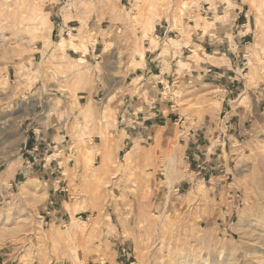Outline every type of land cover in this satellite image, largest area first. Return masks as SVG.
Instances as JSON below:
<instances>
[{
	"label": "rangeland",
	"instance_id": "374dc122",
	"mask_svg": "<svg viewBox=\"0 0 264 264\" xmlns=\"http://www.w3.org/2000/svg\"><path fill=\"white\" fill-rule=\"evenodd\" d=\"M221 1L227 7L211 19L207 6L216 9V0H0V263H102L109 232L127 226L141 264H264V109L255 95L241 98L240 127H230L220 122L229 109L223 92L189 81L182 66L162 89L173 103L168 126L152 137L130 121L128 133L114 131L119 109L154 104L157 79L139 80L135 70L156 40L163 48L174 38L167 56L177 57L212 32L211 21L221 23L225 46L249 32L248 58L226 52L245 87L260 90L264 0ZM237 5L249 20L243 29ZM198 46L191 61L200 62ZM94 49L92 62L85 55ZM118 79L125 99L115 92ZM93 89V105L80 104ZM30 104L36 113L25 118L20 110ZM33 118L54 129L66 124L75 138L78 173L64 203L70 223L49 221L48 185L26 168Z\"/></svg>",
	"mask_w": 264,
	"mask_h": 264
},
{
	"label": "crops",
	"instance_id": "0c3cea01",
	"mask_svg": "<svg viewBox=\"0 0 264 264\" xmlns=\"http://www.w3.org/2000/svg\"><path fill=\"white\" fill-rule=\"evenodd\" d=\"M220 1L221 0H216V9L211 7V3L207 6V14H212L209 16L211 19L215 17V14L219 11L221 6L227 7L226 3ZM233 3L232 1V4ZM234 11L237 14L235 20H238V22L246 20L242 24H239L243 29L245 25L249 23L246 17L247 15L243 13L239 5L234 7ZM211 23H215L214 27L210 30L212 32H205L204 35L199 34L197 43L193 42V44L190 45H183L182 55L180 54L177 57L167 56L169 53V46L176 45L174 38H167L163 46L168 44V47L163 48L160 47L159 41L156 40L157 43L153 45V49L146 52L144 65L137 67L135 70V73H137L136 78H139V80L147 76H155L157 79L156 89L154 90L156 93L154 104L151 105L142 99L140 100L142 107L137 112L130 108V106H127L123 110L119 109L118 113L120 116L117 122V128L114 129L116 135L119 133L120 129H122L121 131H124L125 134L126 132L128 133V122L125 123V121H130L131 126L140 129V132H142L143 129H146V132L149 131L151 136L145 134L147 137H152V133L155 132L156 134L158 130H163L162 128H165L166 125L168 126L170 117L172 116L169 115V110L170 107H173V103L171 101L172 99L162 96L164 94L162 89H166L165 82L171 83L179 77L180 74L178 70L182 66H184L183 73L189 81L193 82V80H195L198 81L197 83H202V85L213 90H220L223 92L224 96L222 102L226 101L229 105L227 114L220 120L223 124L226 123V125L230 127L238 125L236 122L237 116H243V112L239 111V107L243 105L240 103V100L246 99L247 95L250 97L255 95L258 101L263 104L264 109V80H260L257 83L260 90L254 87H245L246 85L242 82L243 79L238 71L240 69V64L237 63L236 60H233L231 56H228L226 52L228 50H233V52L238 50V56L242 55L243 59L248 58L250 56L248 46L251 42L247 41L245 36H247L249 32L241 35L242 40H240V38H235V36H238L237 34L234 36L233 40L228 37L227 41H229V45L225 46L223 44L224 39L218 37V32L222 31L220 28L221 23L217 20L211 21ZM170 32L169 30L167 31V33ZM157 37L163 40L165 36L160 34L157 35ZM195 45H201L200 48H202L198 54L200 62L191 61V57L197 53V49L191 48ZM208 47L210 51L207 50ZM188 50L191 51V54L186 55V51ZM96 52L97 49L90 51L85 55V58L87 60H92V62L95 61L94 56H98ZM187 64H189L191 68L195 66L193 71L189 72V70H187ZM191 76H195V78L190 79ZM121 81L122 80L118 79L119 85L115 92L118 95L124 93L123 99H125L126 91L123 92V90H121L123 87ZM239 84L242 86L240 87ZM99 92L100 91L97 92L93 89L87 96L80 95V104H85L86 106L90 104L93 105ZM133 100L135 101V99ZM33 106L34 104H30L26 109L21 108V115H24L25 118H28V114L30 117H33L34 113H36L34 112ZM38 106V103H35V111L38 109ZM249 116L250 111H248L247 118H249ZM162 123L165 125H162ZM65 125L66 124H64L61 129H54L51 126H41L40 121L33 118L28 124L27 137L25 139V143L28 145L27 151L29 153V159L24 160L25 163H29L26 168L29 169V173H34L39 180H43L48 185V195L50 196H48L50 198L49 204L53 207L50 210L51 212L48 213L51 216L49 221L59 225L65 222H71L70 217L67 216V212L64 211V203L67 201L66 197L70 196L69 181L74 177V174H76L75 172H77L75 159L76 149L73 145L75 138L73 134L67 130ZM160 135L163 136V134ZM230 136L232 137V134ZM126 138L127 137H125V139ZM220 139H222V136L217 138L218 141ZM218 149L220 151L223 150L221 147H218ZM25 175L26 174H24V176ZM109 233L113 234L109 236L110 251L106 252V259H104L102 263L93 264H141L136 256V247L132 242L133 240L127 236L128 233H131L127 226L123 227V229L122 227L115 226ZM15 261L16 258L12 259L8 257L4 258L0 264H19Z\"/></svg>",
	"mask_w": 264,
	"mask_h": 264
},
{
	"label": "bare ground",
	"instance_id": "6f19581e",
	"mask_svg": "<svg viewBox=\"0 0 264 264\" xmlns=\"http://www.w3.org/2000/svg\"><path fill=\"white\" fill-rule=\"evenodd\" d=\"M161 5V4H160ZM167 5V4H166ZM184 7H187V4H185L184 5ZM156 14L155 15H158L157 14V12H155ZM152 22H153V18L151 17V18H149L147 21H146V23H145V28L144 29H146L147 28V30H149L148 29V26H151V24H152ZM40 25L41 26H43V27H46L47 26V22H40ZM147 30L145 31V34H146V32H147ZM145 36H147V35H145ZM137 52H138V54L140 53V55H143L144 53H143V51H141L140 49L139 50H136ZM142 57H144V56H142ZM79 62V61H78ZM77 63V62H76ZM74 65V64H73ZM77 66V65H76ZM75 66V67H76ZM72 68V67H71ZM74 68V67H73ZM104 105V104H103ZM102 105V106H103ZM103 107H105V105L103 106ZM1 161V160H0ZM3 161H6V162H8V164H7V172H10L11 171V169H12V165H13V163H14V159L13 158H9V159H3Z\"/></svg>",
	"mask_w": 264,
	"mask_h": 264
}]
</instances>
